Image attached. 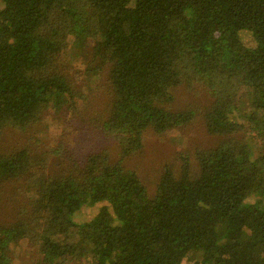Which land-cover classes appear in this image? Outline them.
Listing matches in <instances>:
<instances>
[{
	"label": "trees",
	"instance_id": "trees-1",
	"mask_svg": "<svg viewBox=\"0 0 264 264\" xmlns=\"http://www.w3.org/2000/svg\"><path fill=\"white\" fill-rule=\"evenodd\" d=\"M0 264H264V0H0Z\"/></svg>",
	"mask_w": 264,
	"mask_h": 264
},
{
	"label": "rangeland",
	"instance_id": "rangeland-1",
	"mask_svg": "<svg viewBox=\"0 0 264 264\" xmlns=\"http://www.w3.org/2000/svg\"><path fill=\"white\" fill-rule=\"evenodd\" d=\"M246 36L247 35H244L243 38L246 39ZM200 87V85L199 88L197 87V93L195 95H191L187 99L188 103L190 102L193 105H197V109H199L207 99V94ZM180 90L181 88H178V91ZM182 102L183 101H180L179 103ZM179 103L174 106L178 107L181 105ZM58 113H61V109H59ZM14 132L15 134L7 136L8 144L12 146L25 145L27 142H24V139L17 135L18 133L16 131ZM204 132L203 126L194 118L182 128H173L160 136L150 135L146 137L143 150L139 153L132 154L129 157V162L139 170L140 178L143 181L148 194L153 192L154 181L163 161L170 160L174 154H184L185 151L193 147L214 144L216 141L215 137L207 135ZM95 210L96 207H84L78 214L77 219L88 218ZM21 249L22 248L19 245L12 249V252L17 251L19 253H15L16 256L14 257V261L16 263H18L20 259L28 260L29 258V251H26L24 248Z\"/></svg>",
	"mask_w": 264,
	"mask_h": 264
}]
</instances>
